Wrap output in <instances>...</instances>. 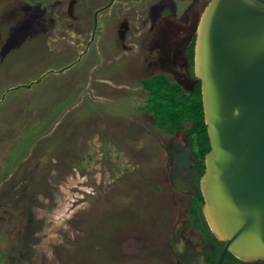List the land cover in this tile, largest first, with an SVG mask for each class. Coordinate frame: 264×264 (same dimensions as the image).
<instances>
[{"label": "rangeland", "instance_id": "1", "mask_svg": "<svg viewBox=\"0 0 264 264\" xmlns=\"http://www.w3.org/2000/svg\"><path fill=\"white\" fill-rule=\"evenodd\" d=\"M71 1L0 0V264H164L171 136L138 110L151 78L97 56L116 34L87 46L105 0H76L84 29Z\"/></svg>", "mask_w": 264, "mask_h": 264}, {"label": "water", "instance_id": "2", "mask_svg": "<svg viewBox=\"0 0 264 264\" xmlns=\"http://www.w3.org/2000/svg\"><path fill=\"white\" fill-rule=\"evenodd\" d=\"M194 77L210 145L200 180L204 216L225 251L264 261L263 2L211 0L197 26ZM187 148L172 152L176 188L196 166Z\"/></svg>", "mask_w": 264, "mask_h": 264}, {"label": "flooded vegetation", "instance_id": "3", "mask_svg": "<svg viewBox=\"0 0 264 264\" xmlns=\"http://www.w3.org/2000/svg\"><path fill=\"white\" fill-rule=\"evenodd\" d=\"M133 1L135 0L102 2L90 17L92 29L87 46L96 42L99 35L109 32L116 34L121 45L117 41L110 45L105 43V46L115 50L113 55L106 54L109 67L124 60L125 57L113 61L124 52L128 59L136 61L140 58L141 65H144L142 77H170L186 92H193L200 85L194 77L197 26L211 0ZM258 1L264 3V0ZM75 4L76 0L69 4L68 15L73 20H79L78 28L89 27V11H84L80 17L75 16ZM103 14L108 17H102ZM87 51L85 49L78 58L86 55ZM169 136L171 138L160 145L164 148L168 163L154 186L158 192L167 193L172 201V223L166 237L164 264H264L261 260L244 262L225 251L226 243L212 232L203 213L205 202L200 190V180L204 174V159L191 147L184 130H178ZM187 144L196 166L185 169L180 175L184 183L181 185V181L176 180L181 185L176 188L171 176L174 162L172 152L174 150L180 153L182 149H186Z\"/></svg>", "mask_w": 264, "mask_h": 264}, {"label": "trees", "instance_id": "4", "mask_svg": "<svg viewBox=\"0 0 264 264\" xmlns=\"http://www.w3.org/2000/svg\"><path fill=\"white\" fill-rule=\"evenodd\" d=\"M162 77L164 76H157L142 84L149 92L145 109L153 115L157 129L167 134L184 130L190 139L191 147L204 159L210 145L204 123L200 85L189 93L172 80ZM188 121L192 122V126L186 129L183 124Z\"/></svg>", "mask_w": 264, "mask_h": 264}, {"label": "crops", "instance_id": "5", "mask_svg": "<svg viewBox=\"0 0 264 264\" xmlns=\"http://www.w3.org/2000/svg\"><path fill=\"white\" fill-rule=\"evenodd\" d=\"M95 51H96V54H97V56L98 57H102V60H104V61H106V60H108L107 59V56L108 55H106L107 53H110V55L112 54H114L115 53V50L112 48V47H107V46H104V47H100V49L99 50H97V49H95ZM89 49H88V51H87V53H86V55L85 56H87L88 57V55H89ZM100 52H102V54L101 55H99L100 54ZM84 56V57H85ZM123 57H127V54L126 53H120V55H119V57H115L114 59H113V61H118L119 60V58H123ZM110 58V57H109ZM96 64V63H95ZM108 64V63H107ZM99 67V65L98 64H96V67ZM101 67H106V66H103V64L101 65ZM138 69H140V68H138ZM92 70H94L95 72H98V71H96L95 70V68H93ZM124 70H125V68H124ZM64 72L65 71H62V76H63V74H64ZM99 75H95V76H93L92 78H106V77H98ZM157 77V76H156ZM156 77H152V78H156ZM109 78V77H108ZM120 78V77H119ZM140 78H146V77H140ZM151 78V79H152ZM147 79H149V78H147ZM168 79H170V80H172L170 77H168ZM145 80V79H144ZM107 81H109V79H107ZM173 81V80H172ZM173 82H175V81H173ZM176 83V82H175ZM141 85H142V82H141ZM142 88H143V94L141 95V96H143V99H144V97H146L147 96V100H148V98H149V92L148 91H146L145 89H144V87H143V85H142ZM185 91V90H184ZM186 92V91H185ZM142 93V92H141ZM147 94V95H146ZM142 99V100H143ZM146 106H147V102H146V104L143 106V107H140V108H138V110H139V112L141 113V112H143L142 114L143 115H145V117L146 116H150V115H152V114H150L145 108H146ZM146 111H147V113H146ZM130 116V120H135V121H137L136 120V118H137V115L136 114H130L129 115ZM152 118H153V115H152ZM86 118H82L81 120L83 121V120H85ZM188 123H192V122H185L183 125H184V127L186 128V129H189V128H187V125H188ZM182 130V129H181Z\"/></svg>", "mask_w": 264, "mask_h": 264}]
</instances>
